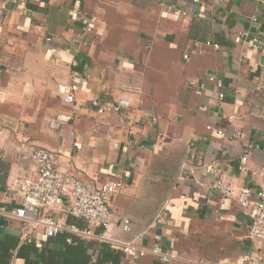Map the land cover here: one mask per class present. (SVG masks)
Wrapping results in <instances>:
<instances>
[{"label":"crops","instance_id":"crops-1","mask_svg":"<svg viewBox=\"0 0 264 264\" xmlns=\"http://www.w3.org/2000/svg\"><path fill=\"white\" fill-rule=\"evenodd\" d=\"M82 16L98 19L87 36ZM254 39L264 42V0H0V190H10L1 206L17 208L13 190L35 178L24 146L42 147L63 172L123 183L107 236L160 245L181 264H236L250 250L251 220L236 202L221 201L215 183L249 187L253 200L264 183V47ZM63 85L75 104L65 102ZM122 98L130 100L126 113L99 114L92 105ZM245 152L247 173L238 169ZM92 232L61 234L75 239L67 254L86 264H163L113 251L103 229ZM54 239L26 237L22 221L0 218V264H39L37 252L20 250L35 241L65 252Z\"/></svg>","mask_w":264,"mask_h":264},{"label":"built area","instance_id":"built-area-1","mask_svg":"<svg viewBox=\"0 0 264 264\" xmlns=\"http://www.w3.org/2000/svg\"><path fill=\"white\" fill-rule=\"evenodd\" d=\"M192 2L196 3L198 0H192ZM176 14L179 16L187 15L185 11H177ZM97 24L98 19L96 17L82 16V35L87 36L90 34ZM242 37L239 36L237 41L240 42ZM72 43L76 45L79 40L75 38ZM253 44L256 47H264V42L258 39H254ZM206 45L211 44L207 43ZM213 46L215 49L219 48L218 45ZM67 52H70V49ZM72 65L77 66V61L74 60ZM209 80L216 83L219 89H222L223 83L221 80L215 76H210ZM191 85L195 88L197 95H203V83L195 82ZM61 93L64 95L67 104H75L76 99L72 88L63 85ZM224 97L223 92L219 93L220 101ZM92 105L98 108L99 114H119L128 112L130 100L122 98L109 107L101 106L97 100H94ZM70 119V116H63L60 120L67 122ZM214 129L212 126H207V130ZM215 131L219 136L225 135V131L222 129H216ZM240 135L241 133L238 132L234 135V138H238ZM24 148L25 158L35 168V178L19 181L17 189L13 190L17 197V208L10 210L7 207H2L0 199V218H13L22 221L25 224V236H30L35 240L56 238L63 233H74L83 238H92V228L98 227L104 230L100 239L116 249H121L125 254L135 252L140 257L153 255L163 264H181L183 259L177 253L164 250L160 245L145 247L138 244L137 239L125 241L107 236L113 220L111 201L123 189L122 182L110 181L99 185L86 181L73 171H61L57 166V156L54 152L31 145H26ZM249 160L250 153L245 152L239 162V171L244 173L249 171ZM215 188L222 194V202H236L244 209L251 220L248 233L250 250L236 264H264V250L258 247V241L264 236V183L259 184L256 200L252 199L253 193L249 187L238 188L218 179ZM9 191L0 190V196L5 194L7 198ZM59 215L69 218L74 224H68ZM76 222L85 223L87 228L77 226ZM185 263L207 264L204 260Z\"/></svg>","mask_w":264,"mask_h":264},{"label":"trees","instance_id":"trees-1","mask_svg":"<svg viewBox=\"0 0 264 264\" xmlns=\"http://www.w3.org/2000/svg\"><path fill=\"white\" fill-rule=\"evenodd\" d=\"M69 237L70 236L68 235H61V236L59 235L56 237V239H54L55 242L62 244L66 248L65 252L61 250H56V248H53V249H49L48 247L37 248L38 246L40 247L42 245L41 243L39 244L36 241L23 245L20 250H24L26 252H28V250H30L31 252L33 251L37 252L38 257L40 258L38 260L39 264H86L87 263L86 260L81 262V261L74 259V257H72L71 255L67 254L69 251H71L70 249L74 247L72 242H74L75 240V239L71 240L72 242L68 243L67 240ZM110 248L113 250L114 247L111 246ZM117 250L116 252H119L122 255L125 254L121 249H117ZM48 255L51 256V260H48V257H49ZM24 260H25L24 264H38L37 262L31 261L29 257H27Z\"/></svg>","mask_w":264,"mask_h":264},{"label":"rangeland","instance_id":"rangeland-1","mask_svg":"<svg viewBox=\"0 0 264 264\" xmlns=\"http://www.w3.org/2000/svg\"><path fill=\"white\" fill-rule=\"evenodd\" d=\"M262 98H263V102H264V96Z\"/></svg>","mask_w":264,"mask_h":264}]
</instances>
